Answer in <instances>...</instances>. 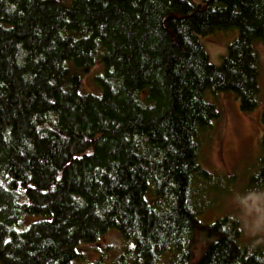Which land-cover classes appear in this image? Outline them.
Returning <instances> with one entry per match:
<instances>
[{
    "label": "trees",
    "instance_id": "1",
    "mask_svg": "<svg viewBox=\"0 0 264 264\" xmlns=\"http://www.w3.org/2000/svg\"><path fill=\"white\" fill-rule=\"evenodd\" d=\"M216 33H234L220 65L200 41ZM258 44L264 0H0V264H112L81 256L110 231L113 264H264L238 221L203 224L193 203L214 177L209 98L258 108ZM260 149L249 190L264 132Z\"/></svg>",
    "mask_w": 264,
    "mask_h": 264
},
{
    "label": "rangeland",
    "instance_id": "2",
    "mask_svg": "<svg viewBox=\"0 0 264 264\" xmlns=\"http://www.w3.org/2000/svg\"><path fill=\"white\" fill-rule=\"evenodd\" d=\"M192 1L198 3L200 0ZM236 35L237 31L235 37ZM233 36L234 33H216L206 38L205 43L200 37L212 64H221L226 54V45L233 40ZM256 48L260 66L258 108L249 114L242 113L239 101L233 94H218L209 98L219 109L220 117L213 123L211 133H207L204 138L201 136L203 140L199 149V164L214 174L212 179L197 183L193 189V203L200 208L202 214L199 219L203 224L214 223L217 218L227 215L238 221L240 230L242 229V213L238 201L251 191L247 189L246 181L258 168L261 157L260 139L264 132L260 123V114L264 110V47L258 44ZM83 88L87 91L97 90L90 77L84 79ZM241 237L248 249L264 248V232L251 235L241 230ZM124 246L119 235L110 231L95 244L83 247L81 256L87 261L107 257L113 264ZM199 251L194 255L193 262L198 259ZM166 262L165 260L163 264Z\"/></svg>",
    "mask_w": 264,
    "mask_h": 264
},
{
    "label": "clouds",
    "instance_id": "3",
    "mask_svg": "<svg viewBox=\"0 0 264 264\" xmlns=\"http://www.w3.org/2000/svg\"><path fill=\"white\" fill-rule=\"evenodd\" d=\"M238 202L242 213L241 230L251 235L264 232V191L251 190Z\"/></svg>",
    "mask_w": 264,
    "mask_h": 264
}]
</instances>
